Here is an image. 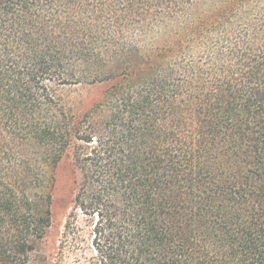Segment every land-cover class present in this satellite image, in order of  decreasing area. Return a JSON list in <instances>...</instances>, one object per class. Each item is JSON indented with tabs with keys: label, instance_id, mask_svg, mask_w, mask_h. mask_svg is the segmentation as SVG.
<instances>
[{
	"label": "trees",
	"instance_id": "obj_1",
	"mask_svg": "<svg viewBox=\"0 0 264 264\" xmlns=\"http://www.w3.org/2000/svg\"><path fill=\"white\" fill-rule=\"evenodd\" d=\"M65 159L58 262L264 264V0H0V264Z\"/></svg>",
	"mask_w": 264,
	"mask_h": 264
},
{
	"label": "rangeland",
	"instance_id": "obj_2",
	"mask_svg": "<svg viewBox=\"0 0 264 264\" xmlns=\"http://www.w3.org/2000/svg\"><path fill=\"white\" fill-rule=\"evenodd\" d=\"M98 90V89H97ZM96 88L76 87L70 95H76L84 100V105L98 97ZM73 165L70 159L63 160L56 170V182L54 189V202L52 205V223L44 238L39 243L37 250L32 255V264H83L75 261L73 256H67L58 262V244L63 230L65 216L69 210L72 191ZM58 259V260H57Z\"/></svg>",
	"mask_w": 264,
	"mask_h": 264
}]
</instances>
